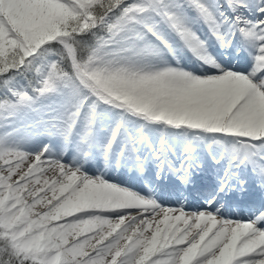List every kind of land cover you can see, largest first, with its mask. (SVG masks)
<instances>
[{
  "label": "snow or ice",
  "instance_id": "6c2138e0",
  "mask_svg": "<svg viewBox=\"0 0 264 264\" xmlns=\"http://www.w3.org/2000/svg\"><path fill=\"white\" fill-rule=\"evenodd\" d=\"M0 264H264V0H0Z\"/></svg>",
  "mask_w": 264,
  "mask_h": 264
}]
</instances>
